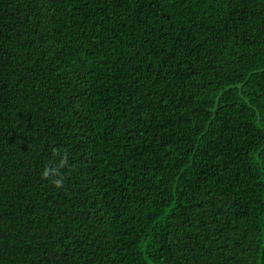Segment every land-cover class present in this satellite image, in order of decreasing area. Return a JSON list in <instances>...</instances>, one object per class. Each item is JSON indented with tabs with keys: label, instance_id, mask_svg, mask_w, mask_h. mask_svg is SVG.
<instances>
[{
	"label": "trees",
	"instance_id": "trees-1",
	"mask_svg": "<svg viewBox=\"0 0 264 264\" xmlns=\"http://www.w3.org/2000/svg\"><path fill=\"white\" fill-rule=\"evenodd\" d=\"M0 264H264V0H0Z\"/></svg>",
	"mask_w": 264,
	"mask_h": 264
},
{
	"label": "clouds",
	"instance_id": "clouds-1",
	"mask_svg": "<svg viewBox=\"0 0 264 264\" xmlns=\"http://www.w3.org/2000/svg\"><path fill=\"white\" fill-rule=\"evenodd\" d=\"M52 159L44 166L41 172V179L47 180L50 184L60 189L64 186V170H71L69 163V153L66 150L53 148L51 152Z\"/></svg>",
	"mask_w": 264,
	"mask_h": 264
}]
</instances>
